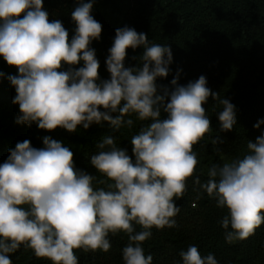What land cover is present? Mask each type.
<instances>
[{"label":"clouds","instance_id":"clouds-1","mask_svg":"<svg viewBox=\"0 0 264 264\" xmlns=\"http://www.w3.org/2000/svg\"><path fill=\"white\" fill-rule=\"evenodd\" d=\"M92 7L89 0L72 11L76 27L69 40L61 21H49L43 0H0V56L17 69L8 76L16 92L12 103L19 105L16 123L68 132L102 121L115 130L131 128L133 115L150 123L131 137L134 161L115 137L96 143L99 151L89 160L99 177L77 170L73 152L49 136L43 148L24 140L10 149L0 164V264H12L9 254L22 245L52 264H78L75 250L106 253L112 247L109 234L119 232L128 237L123 264H152L142 244L152 228L177 227L175 200L184 196L199 163L193 146L212 130L203 107L209 96L222 106L220 130L231 131L236 123L235 106L211 91L203 75L179 85L177 72L172 90L162 86L158 94L156 79L169 74L171 48L151 44L147 34L127 26L115 30L105 60L110 79L100 80L89 45L99 40L102 25ZM139 46L142 66L125 67L127 49ZM81 61L82 67H71ZM64 65L69 68L61 70ZM161 110L166 119H160ZM247 150L242 158L213 164L206 182L193 180L217 208L227 210L220 221L227 243L249 238L264 224V133L248 141ZM179 255L182 264H218L214 254L202 257L195 245Z\"/></svg>","mask_w":264,"mask_h":264},{"label":"trees","instance_id":"trees-1","mask_svg":"<svg viewBox=\"0 0 264 264\" xmlns=\"http://www.w3.org/2000/svg\"><path fill=\"white\" fill-rule=\"evenodd\" d=\"M81 2L89 0H43V9L47 11L49 21H61L68 31L69 40L75 34L76 27L71 13ZM92 2L91 15L102 25L99 40H93L89 45L95 50L99 61L100 80L110 79L105 60L112 47L115 30L127 26L137 33L147 34L151 44L171 48L169 74L156 79L158 94H162V86L172 90L170 82L177 72L179 85L195 82L203 75L211 91L218 92L235 106L236 123L233 129L221 131L218 113L222 111V106L211 96L203 105L212 130L193 146L199 163L194 176L187 181L184 196L175 200L180 208L175 217L177 227L152 228L151 238L142 244L145 255L153 257L152 264H182L179 253L186 251L189 245H195L202 257L214 254L218 264H264V224L249 238L227 243L225 230L220 224L227 210L217 208L215 199L193 184L196 177L200 178L201 183L206 182L208 169L213 164L222 165L228 160L242 158L248 151V141L255 142L264 133V123L259 128L253 127L264 120V0ZM107 9L116 13L115 17L108 16ZM143 52V46L128 48L125 67L142 66L138 58ZM82 66L81 61L75 68ZM0 73H3L0 76V164L8 158L9 150L14 149L18 142L29 140L33 148L39 149L44 147L45 136L68 147L74 154L75 168L93 176L99 177V173L90 164L89 158L99 151L95 145L105 136L115 137L116 144L135 160L131 137L150 121H140L133 115L131 128L124 126L115 130L108 122L102 121L90 125L87 130L78 126L75 132L59 127L45 131L39 129L36 123L31 126L18 124L19 105L12 103L16 92L8 80L9 75H17V69L9 66L0 56ZM112 115L115 117L117 113ZM166 118L167 114L161 110L160 119ZM216 137L224 142L213 144ZM94 187L103 185L94 184ZM134 227L136 231L142 230L139 225ZM108 239L112 247L106 253L75 250L78 264H123L122 249L128 243L127 235L123 232L110 233ZM9 255L12 264H52L50 260L37 258L23 245Z\"/></svg>","mask_w":264,"mask_h":264},{"label":"rangeland","instance_id":"rangeland-1","mask_svg":"<svg viewBox=\"0 0 264 264\" xmlns=\"http://www.w3.org/2000/svg\"><path fill=\"white\" fill-rule=\"evenodd\" d=\"M106 13H107V15L110 16V17H111V16H112V17H113V16L115 17V14H116V13H114V12H111L109 9L106 10ZM75 66H76V65H75ZM75 66H71V67L75 68ZM68 68H69V65H64L63 68H62L61 70H67ZM0 119H2L1 114H0ZM3 121H5V120L3 119ZM226 162H230V161L228 160V161H226Z\"/></svg>","mask_w":264,"mask_h":264}]
</instances>
